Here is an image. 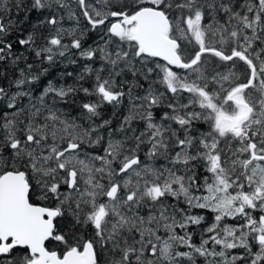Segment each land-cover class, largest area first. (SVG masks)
Wrapping results in <instances>:
<instances>
[{
	"label": "snow or ice",
	"instance_id": "1",
	"mask_svg": "<svg viewBox=\"0 0 264 264\" xmlns=\"http://www.w3.org/2000/svg\"><path fill=\"white\" fill-rule=\"evenodd\" d=\"M0 264H264V0H0Z\"/></svg>",
	"mask_w": 264,
	"mask_h": 264
}]
</instances>
